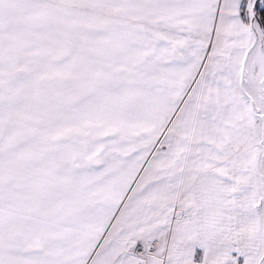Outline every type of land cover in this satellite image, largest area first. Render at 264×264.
Listing matches in <instances>:
<instances>
[{"label": "snow or ice", "instance_id": "obj_1", "mask_svg": "<svg viewBox=\"0 0 264 264\" xmlns=\"http://www.w3.org/2000/svg\"><path fill=\"white\" fill-rule=\"evenodd\" d=\"M0 264H264V0H0Z\"/></svg>", "mask_w": 264, "mask_h": 264}]
</instances>
